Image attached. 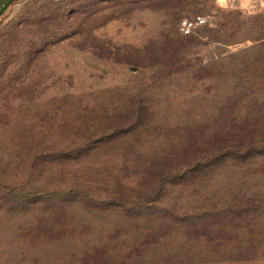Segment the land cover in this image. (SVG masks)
Segmentation results:
<instances>
[{
  "label": "rangeland",
  "instance_id": "rangeland-1",
  "mask_svg": "<svg viewBox=\"0 0 264 264\" xmlns=\"http://www.w3.org/2000/svg\"><path fill=\"white\" fill-rule=\"evenodd\" d=\"M197 15L207 23L182 34L178 23ZM24 135L50 147L72 135H143L148 156L181 135L228 156L254 146L173 200L197 211L235 184L253 193L264 186V0H19L0 14V264H85L88 236L50 232L34 212L39 201L18 196L63 188L71 176L69 167H29ZM138 179L126 173L115 190ZM101 184L114 189L109 176Z\"/></svg>",
  "mask_w": 264,
  "mask_h": 264
},
{
  "label": "trees",
  "instance_id": "trees-1",
  "mask_svg": "<svg viewBox=\"0 0 264 264\" xmlns=\"http://www.w3.org/2000/svg\"><path fill=\"white\" fill-rule=\"evenodd\" d=\"M93 136L72 135L66 143L50 147L41 135H24L29 167L38 162L43 170L69 167L71 176L63 188L18 194L23 200L32 196L27 198L39 201L34 212L44 218L50 232L72 229L88 236L85 264H264L263 185L251 193L248 186L235 184L224 202L211 198L192 208L197 211L182 212L173 200L177 192L187 188L196 192L195 188L221 174L215 166L222 160L250 157L254 146L245 156L235 152L228 156L203 152L200 135H181L166 141L170 149L148 156L140 151L143 135H100L98 140ZM110 136L119 140L103 145ZM131 172L139 176L138 181L115 190ZM107 176L114 189L102 187ZM95 179L99 186L89 182ZM12 191L15 187L7 195ZM21 207L22 212L31 209ZM98 223L104 224L94 233Z\"/></svg>",
  "mask_w": 264,
  "mask_h": 264
},
{
  "label": "built area",
  "instance_id": "built-area-1",
  "mask_svg": "<svg viewBox=\"0 0 264 264\" xmlns=\"http://www.w3.org/2000/svg\"><path fill=\"white\" fill-rule=\"evenodd\" d=\"M208 18V15H197L192 18H184L178 23V30L184 35L191 34L199 27L205 25Z\"/></svg>",
  "mask_w": 264,
  "mask_h": 264
},
{
  "label": "crops",
  "instance_id": "crops-1",
  "mask_svg": "<svg viewBox=\"0 0 264 264\" xmlns=\"http://www.w3.org/2000/svg\"><path fill=\"white\" fill-rule=\"evenodd\" d=\"M19 0H0V13Z\"/></svg>",
  "mask_w": 264,
  "mask_h": 264
}]
</instances>
